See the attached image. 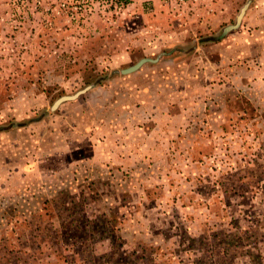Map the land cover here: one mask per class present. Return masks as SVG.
I'll return each instance as SVG.
<instances>
[{
	"label": "rangeland",
	"instance_id": "obj_1",
	"mask_svg": "<svg viewBox=\"0 0 264 264\" xmlns=\"http://www.w3.org/2000/svg\"><path fill=\"white\" fill-rule=\"evenodd\" d=\"M0 264H264V0H0Z\"/></svg>",
	"mask_w": 264,
	"mask_h": 264
},
{
	"label": "trees",
	"instance_id": "obj_2",
	"mask_svg": "<svg viewBox=\"0 0 264 264\" xmlns=\"http://www.w3.org/2000/svg\"><path fill=\"white\" fill-rule=\"evenodd\" d=\"M125 1H128V0H125ZM246 7H247L246 5H244V6L242 7V9L240 10L239 15L237 16V19H236L234 22H231L230 24H223V25H222V28H221V31H220L219 35H217V36H207V37L205 38V40H206V41L217 42V41H219L220 39H222L223 36H224L227 32H229V31H231V30H235V29L239 26V18H240L241 14L243 13V11L245 10ZM169 54H170V53H169ZM142 60H143V62H146L145 59H142ZM142 60H140V61L137 63V64H139V65H138L136 68H134V69H132V70H129V68H131V67H133V66H135V65H137V64H135V65H133V66H131V67L125 69L124 72H125V73H126V72L128 73V72H130V71L132 72V71L137 70V69L140 67V64L143 63V62H141ZM140 62H141V63H140ZM90 88H91L90 83H87V86H85L84 88H82V89L76 91V92L73 93V94H63V95H61L59 98H57L55 101L52 102V104H51L52 109H53V108H56V107L58 106V104H60V103H62V102L76 99L80 94L86 92V91H87L88 89H90Z\"/></svg>",
	"mask_w": 264,
	"mask_h": 264
},
{
	"label": "water",
	"instance_id": "obj_3",
	"mask_svg": "<svg viewBox=\"0 0 264 264\" xmlns=\"http://www.w3.org/2000/svg\"><path fill=\"white\" fill-rule=\"evenodd\" d=\"M240 17H241V16H240ZM141 62H143V60H142ZM141 62H140V63H141ZM138 65H139V64H137V65H135V66L129 68V70H132V69L136 68Z\"/></svg>",
	"mask_w": 264,
	"mask_h": 264
},
{
	"label": "built area",
	"instance_id": "obj_4",
	"mask_svg": "<svg viewBox=\"0 0 264 264\" xmlns=\"http://www.w3.org/2000/svg\"><path fill=\"white\" fill-rule=\"evenodd\" d=\"M180 1H185V0H180ZM190 1H196V0H190Z\"/></svg>",
	"mask_w": 264,
	"mask_h": 264
}]
</instances>
